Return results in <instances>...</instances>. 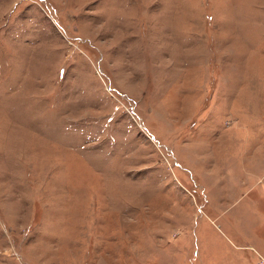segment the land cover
Wrapping results in <instances>:
<instances>
[{"label":"rangeland","instance_id":"obj_1","mask_svg":"<svg viewBox=\"0 0 264 264\" xmlns=\"http://www.w3.org/2000/svg\"><path fill=\"white\" fill-rule=\"evenodd\" d=\"M0 264H264V0H0Z\"/></svg>","mask_w":264,"mask_h":264}]
</instances>
